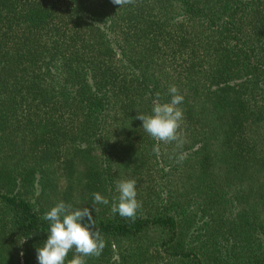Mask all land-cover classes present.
Returning <instances> with one entry per match:
<instances>
[{
    "label": "trees",
    "instance_id": "obj_1",
    "mask_svg": "<svg viewBox=\"0 0 264 264\" xmlns=\"http://www.w3.org/2000/svg\"><path fill=\"white\" fill-rule=\"evenodd\" d=\"M171 85L181 147L135 118ZM61 200L106 242L86 264H264V0H0V264H39Z\"/></svg>",
    "mask_w": 264,
    "mask_h": 264
},
{
    "label": "clouds",
    "instance_id": "obj_2",
    "mask_svg": "<svg viewBox=\"0 0 264 264\" xmlns=\"http://www.w3.org/2000/svg\"><path fill=\"white\" fill-rule=\"evenodd\" d=\"M111 2L123 7L135 4L136 0H111ZM168 93L171 96L170 101L160 102L157 99L153 102L151 114H137L135 118L142 121V128L155 141L165 144L175 142L177 147H181L183 139L180 129L183 110L180 105L184 97L175 85L169 86ZM153 152L160 154L159 143L154 145ZM183 160L184 155L180 154L177 162ZM136 183L135 179L117 182L118 196L113 197L111 204L113 214L118 213L122 218L133 221L136 219L137 211L142 207V203L137 200ZM92 195L94 211L95 205L110 203L109 199L99 192ZM93 209L74 208L61 200L44 214L43 218L49 222V230L47 240L36 250L39 264H86V257L98 258L102 254L106 242L99 229L95 227ZM73 251L75 254L69 260L68 253Z\"/></svg>",
    "mask_w": 264,
    "mask_h": 264
}]
</instances>
